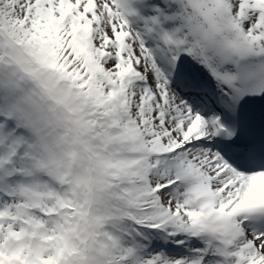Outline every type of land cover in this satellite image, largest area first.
Returning a JSON list of instances; mask_svg holds the SVG:
<instances>
[{
	"label": "snow or ice",
	"instance_id": "6c2138e0",
	"mask_svg": "<svg viewBox=\"0 0 264 264\" xmlns=\"http://www.w3.org/2000/svg\"><path fill=\"white\" fill-rule=\"evenodd\" d=\"M0 264H264V0H0Z\"/></svg>",
	"mask_w": 264,
	"mask_h": 264
}]
</instances>
